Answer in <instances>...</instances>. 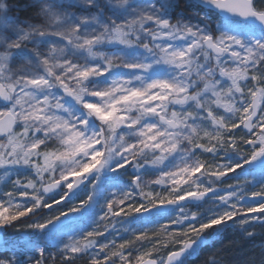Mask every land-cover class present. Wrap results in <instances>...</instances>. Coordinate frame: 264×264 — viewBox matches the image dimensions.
<instances>
[{
	"label": "snow or ice",
	"instance_id": "6c2138e0",
	"mask_svg": "<svg viewBox=\"0 0 264 264\" xmlns=\"http://www.w3.org/2000/svg\"><path fill=\"white\" fill-rule=\"evenodd\" d=\"M254 221L264 0H0V264H234Z\"/></svg>",
	"mask_w": 264,
	"mask_h": 264
},
{
	"label": "trees",
	"instance_id": "16d2710c",
	"mask_svg": "<svg viewBox=\"0 0 264 264\" xmlns=\"http://www.w3.org/2000/svg\"><path fill=\"white\" fill-rule=\"evenodd\" d=\"M195 209L190 208L189 211ZM21 222L19 226L27 223V221ZM248 230L253 231L255 235L248 237L247 233L241 230L238 222L236 224L229 222L227 228H221L219 233L211 234L210 238L214 241L215 250L222 249V254L233 260L234 264H245L247 260L258 257L264 247V226L254 221ZM206 254L207 250L200 258L193 259L190 264H202ZM77 264H86V261H77Z\"/></svg>",
	"mask_w": 264,
	"mask_h": 264
},
{
	"label": "rangeland",
	"instance_id": "374dc122",
	"mask_svg": "<svg viewBox=\"0 0 264 264\" xmlns=\"http://www.w3.org/2000/svg\"><path fill=\"white\" fill-rule=\"evenodd\" d=\"M259 6V5H258ZM204 207H207V205H205ZM192 211H197V209H195V210H192ZM24 222V221H23ZM165 221H161V223H164ZM22 223V222H21ZM25 223H23V225H24ZM23 225L22 226H20V227H23ZM238 225H239V223H238ZM251 225H252V222H251ZM10 233L12 232V229H9L8 230ZM263 249H264V247H263Z\"/></svg>",
	"mask_w": 264,
	"mask_h": 264
},
{
	"label": "water",
	"instance_id": "95a60500",
	"mask_svg": "<svg viewBox=\"0 0 264 264\" xmlns=\"http://www.w3.org/2000/svg\"><path fill=\"white\" fill-rule=\"evenodd\" d=\"M250 215H253V214H250Z\"/></svg>",
	"mask_w": 264,
	"mask_h": 264
}]
</instances>
